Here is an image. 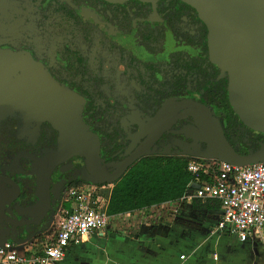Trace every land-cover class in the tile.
<instances>
[{
    "label": "flooded vegetation",
    "instance_id": "1",
    "mask_svg": "<svg viewBox=\"0 0 264 264\" xmlns=\"http://www.w3.org/2000/svg\"><path fill=\"white\" fill-rule=\"evenodd\" d=\"M8 53L41 65L77 96L99 143L95 169L84 155L57 162L58 131L13 108L8 86L17 87L20 71L8 68ZM227 87V73L211 61L206 24L183 0H0V242H38L68 187L109 179L128 159L120 178L102 185L151 159L204 152L198 107L237 153L259 149L264 135L234 114ZM168 111L175 119L164 129Z\"/></svg>",
    "mask_w": 264,
    "mask_h": 264
},
{
    "label": "water",
    "instance_id": "2",
    "mask_svg": "<svg viewBox=\"0 0 264 264\" xmlns=\"http://www.w3.org/2000/svg\"><path fill=\"white\" fill-rule=\"evenodd\" d=\"M183 1L198 10L207 26L211 61L228 75V101L234 114L244 126L264 135V0ZM11 62L13 65L9 66ZM10 67L20 71L16 76L17 87L11 89L8 86V96L13 95V108L18 107L23 112L28 110L38 121H48L58 131L59 148L53 154L57 162L71 155H84L89 168L95 169L99 160V143L82 121V107L77 96L55 82L41 65L30 59L8 53ZM196 113L198 130L195 133L206 137L207 148L204 152H188L189 157L217 160L238 167L264 163V145L248 154H239L227 142L217 120L209 112L198 107ZM167 115L164 129L175 119L171 112L168 111ZM133 159L125 161L123 170L114 172L109 179L89 181L94 184L114 183ZM37 184L41 185V180ZM45 197L41 191L36 210ZM34 223L35 220L17 221L14 225ZM13 243L22 245V242Z\"/></svg>",
    "mask_w": 264,
    "mask_h": 264
},
{
    "label": "built area",
    "instance_id": "3",
    "mask_svg": "<svg viewBox=\"0 0 264 264\" xmlns=\"http://www.w3.org/2000/svg\"><path fill=\"white\" fill-rule=\"evenodd\" d=\"M192 176L181 201H216L219 233L264 250V163L238 167L217 160L186 159ZM112 185L77 184L68 187L51 228L27 245L0 243V264H54L66 250L103 232L113 218L106 213ZM164 203L157 206L162 207ZM156 207V206H155Z\"/></svg>",
    "mask_w": 264,
    "mask_h": 264
},
{
    "label": "crops",
    "instance_id": "4",
    "mask_svg": "<svg viewBox=\"0 0 264 264\" xmlns=\"http://www.w3.org/2000/svg\"><path fill=\"white\" fill-rule=\"evenodd\" d=\"M219 217L216 201L198 200H178L123 214L120 218L126 219L127 224L118 229L123 237L114 242L110 252L102 249L101 255L106 254L105 264H264L260 244L240 242L237 237L216 230ZM108 228L109 225L79 246L93 236L115 240L117 232L111 234L106 231ZM73 247L76 246L69 247L68 252Z\"/></svg>",
    "mask_w": 264,
    "mask_h": 264
},
{
    "label": "trees",
    "instance_id": "5",
    "mask_svg": "<svg viewBox=\"0 0 264 264\" xmlns=\"http://www.w3.org/2000/svg\"><path fill=\"white\" fill-rule=\"evenodd\" d=\"M186 163L183 157H164L135 166L113 185L106 213L118 216L180 200L192 180Z\"/></svg>",
    "mask_w": 264,
    "mask_h": 264
},
{
    "label": "rangeland",
    "instance_id": "6",
    "mask_svg": "<svg viewBox=\"0 0 264 264\" xmlns=\"http://www.w3.org/2000/svg\"><path fill=\"white\" fill-rule=\"evenodd\" d=\"M124 218H113L109 222V228L106 230L111 234H115L116 232V239H108L105 237H95L91 239L88 243L73 247L74 250H66V257L64 258L63 262L60 264H77L78 262H91V264H105V256L101 255L102 249H106V252L109 251L110 247H114V242L116 240H120L123 235L121 229L123 226L127 224V220H123ZM110 252V251H109ZM113 262V261H112ZM115 263V262H114Z\"/></svg>",
    "mask_w": 264,
    "mask_h": 264
}]
</instances>
